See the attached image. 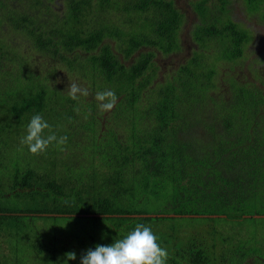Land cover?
Returning a JSON list of instances; mask_svg holds the SVG:
<instances>
[{"label":"trees","instance_id":"obj_1","mask_svg":"<svg viewBox=\"0 0 264 264\" xmlns=\"http://www.w3.org/2000/svg\"><path fill=\"white\" fill-rule=\"evenodd\" d=\"M242 1L264 18V0ZM196 7L195 36L227 42L223 59L243 56L249 32L219 15L229 0ZM182 21L175 0H0V50L11 53L0 55V264H66L68 252L80 264L137 224L167 249L166 264H264V70L216 95V66L201 51L155 83V57L180 48ZM69 79L89 95L72 100L58 81ZM105 90L118 99L100 113ZM36 114L68 137L63 151L20 144ZM12 139L25 158L9 166ZM191 219L204 223L189 235L159 227Z\"/></svg>","mask_w":264,"mask_h":264},{"label":"rangeland","instance_id":"obj_2","mask_svg":"<svg viewBox=\"0 0 264 264\" xmlns=\"http://www.w3.org/2000/svg\"><path fill=\"white\" fill-rule=\"evenodd\" d=\"M198 1L200 0H175L177 6L183 12V21L179 30L180 48L171 52L170 54L162 55L160 53L155 57V60L159 62L160 67L157 70V76L155 77L154 82L156 83L159 79H164L165 81L167 78L173 76L175 71H177L182 65L188 64V61L196 52L204 51V62H206V67H209L211 64H215L217 69L216 81L218 88L213 91V93L216 95L223 94L224 96H227V94L230 93V78L241 80V82L245 84H257L258 76H260L264 70V18H261L257 14L258 12H252L249 10L242 0H229L230 11L228 13L219 11V15L222 16L223 19L227 20V22L229 21L228 19H232L234 22H236L237 30H247L249 32V41L244 47L243 56L234 60L223 59L222 56L224 55L226 49H223L222 46L228 44L227 42H219L220 39L216 36H213L211 38L206 37V39H208V44H203L200 39L195 36L193 29L194 27L196 28V24L200 25L202 22L201 15L197 11L196 7ZM58 2L61 5V9L64 8L63 1ZM210 2L214 6L217 4V0H210ZM211 17H217L215 10L211 12ZM211 20L212 19L210 18L202 24L207 25V23ZM24 35L27 36V34ZM20 41L22 44H24L26 40L20 39ZM9 52L10 51L8 48L2 49L0 50V55H2L3 59H5L11 55ZM46 59L49 61L57 60L52 58ZM6 64L7 67L14 66V64L10 61H6ZM37 67L39 73L43 71L45 68V60L38 63ZM59 76L63 77L64 74L59 72ZM58 81L60 85L65 88H68L69 84L73 83L72 79H69L68 81ZM76 82L77 80L74 81V83ZM110 111H113V109ZM3 153H7L5 159L7 160L9 166L13 165L14 162H17L19 158H25L24 149L18 147L13 139L11 141L8 140L7 146L5 147ZM3 161L4 160H2L1 163ZM42 163L43 162L40 161V164ZM33 171L42 172L41 169ZM13 176L14 174H11V178L14 180ZM14 200L16 203H19L18 200ZM244 216L249 217L250 215ZM53 223L54 220L52 219L49 221L48 219H40V225L45 224L46 226H51ZM203 223V221L196 219L176 222L162 221L159 222V227L163 231L171 232L172 230L174 233L180 232L182 234L189 235L191 232L201 230L203 228ZM55 225L61 226L60 223ZM71 229L73 230L74 227L71 226ZM26 264L33 263L32 261L28 260Z\"/></svg>","mask_w":264,"mask_h":264},{"label":"clouds","instance_id":"obj_3","mask_svg":"<svg viewBox=\"0 0 264 264\" xmlns=\"http://www.w3.org/2000/svg\"><path fill=\"white\" fill-rule=\"evenodd\" d=\"M67 95L72 100L87 97L89 90L76 83H70ZM118 97L112 90L99 91L95 95L98 102V110L105 113L113 109ZM79 111V109H75ZM88 115H91L89 110ZM49 131L47 136L45 130ZM67 136H59L52 132L50 124L42 115H33L26 126V135L20 139V144L26 146L32 155L43 154L50 145L55 143L60 151L67 144ZM22 150V149H21ZM66 204L67 200L64 201ZM169 253L165 247L158 243V237L151 227L137 224L133 231L127 233L124 238L118 239L109 245H97L94 249H88L80 257V264H166ZM66 264L69 260H75V252L65 254Z\"/></svg>","mask_w":264,"mask_h":264}]
</instances>
